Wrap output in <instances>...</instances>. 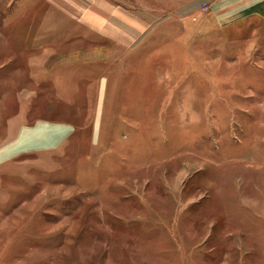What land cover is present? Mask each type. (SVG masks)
<instances>
[{
  "label": "rangeland",
  "instance_id": "rangeland-1",
  "mask_svg": "<svg viewBox=\"0 0 264 264\" xmlns=\"http://www.w3.org/2000/svg\"><path fill=\"white\" fill-rule=\"evenodd\" d=\"M129 2L141 39L50 70L0 0V264H264V15Z\"/></svg>",
  "mask_w": 264,
  "mask_h": 264
},
{
  "label": "crops",
  "instance_id": "crops-1",
  "mask_svg": "<svg viewBox=\"0 0 264 264\" xmlns=\"http://www.w3.org/2000/svg\"><path fill=\"white\" fill-rule=\"evenodd\" d=\"M36 10L41 13L38 31L33 37L34 46L23 47L20 57L34 62L33 67L57 68L59 60L102 59L97 49L82 52L84 43L110 46L125 44L129 48L147 31L145 11L139 6L129 5V0H35ZM244 6L249 14L264 15V0H247ZM11 21V20H9ZM6 22V28H12V22ZM8 26V27H7ZM16 25L13 26V29ZM12 31V30H11ZM14 37V35H13ZM13 41V38L12 40ZM76 50L72 55H62L58 45ZM95 46V45H94ZM40 51H39V50ZM79 50V51H77ZM37 55H35V54ZM96 53V54H95ZM32 54V55H31ZM109 58V57H108ZM48 59L51 62L48 64ZM46 61V62H45ZM46 73V70H44ZM49 75L50 74V71ZM47 72V73H48ZM37 75V72L34 71Z\"/></svg>",
  "mask_w": 264,
  "mask_h": 264
}]
</instances>
